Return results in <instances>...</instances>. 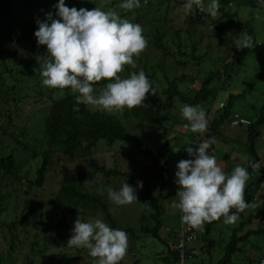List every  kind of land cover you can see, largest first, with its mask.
<instances>
[{
    "label": "rangeland",
    "instance_id": "1",
    "mask_svg": "<svg viewBox=\"0 0 264 264\" xmlns=\"http://www.w3.org/2000/svg\"><path fill=\"white\" fill-rule=\"evenodd\" d=\"M91 1L76 0L77 3H75L71 0V3L79 10L84 8L85 4H90ZM102 1L104 0H97L99 7ZM228 1L230 2L229 5L226 4V1L220 3L219 0L220 7L217 15L212 17L207 8L211 0H204L205 19H202L196 13L194 6L191 14H185L184 4L187 0H174V4H176L175 12L181 11V20L184 21L181 23L177 20L174 25L181 26L186 31L189 29L190 33V39L186 42V33L183 30L181 33L183 36L182 42L190 44L191 39L199 40L198 50L193 58L188 57V54L179 58L181 61L188 60L189 65L187 67H182V65L176 66L173 63L174 58L169 56L166 61H159L161 66L159 65V68L157 67L156 69L157 82L154 83L153 80L149 81L155 92H157L160 87L166 85L165 80L162 78L164 71L168 73L171 80L181 73H187L189 76L197 78L196 81H193L191 87L199 86V80L205 77L208 72H215L223 68L224 63L228 60L227 55L231 53L232 47L235 46L236 39L240 37L241 32H247L253 36L255 47L253 49H243L244 51L241 53L240 58L233 64L225 67L226 74L223 80L219 77H214L210 81L209 86L215 88V96H209V101L196 105H200L206 109V107L211 106L210 104L217 105L219 102L227 104L229 97L232 96L230 109L253 118L258 113L264 98V8L258 7V0ZM42 3L46 10L51 9V0H43ZM222 12H229L231 17H221L220 14ZM12 17L13 15H11V19L9 20H1V23L9 24ZM124 19H128L133 23L131 16H127ZM221 25L224 28L218 29ZM149 26L150 24L143 26L145 34L146 31H149ZM232 34L236 36L233 37ZM220 36L225 38L224 41L219 42ZM16 49L26 60H38L39 55L32 45L24 42L23 44H19ZM186 53H188V49ZM143 54L147 55L146 66H148L146 72H148L150 71L149 67L151 64H156L154 60L160 59L161 53L158 51L154 52L153 48L149 50L147 47L143 51ZM9 65L12 68L15 67L12 60L9 61ZM18 72L21 83L29 87V90L27 89L26 92L30 93L31 88L39 87L38 79L42 82L43 78H41L40 74L39 78L37 77L38 72H36L35 67H21L18 69ZM128 77L121 75V78ZM176 81L178 82V80ZM109 82H106L104 85ZM188 84V77L179 82L182 90ZM22 89L24 91V88ZM174 102L175 106L169 110L168 122L165 124V137L158 134L160 130H157L156 125L133 116L124 115V109L110 112L117 116L129 133L137 135L142 140L143 145H147L153 152L162 149L167 140V148L169 149V154L165 160L167 180L164 186H162V192L166 195L161 199L164 214L161 217L162 225L161 229H159V234L163 239L168 241L173 240L172 231L177 230L179 225L178 209L172 207L174 201L179 202V197L176 195L179 187L175 183V172L178 170L176 166L179 161L192 158L185 151V147L198 146L205 139V134L209 132L207 129L204 133H193L188 128H185V125L189 124V122L182 117L181 107L186 103L177 100H174ZM0 105L2 106L1 103ZM89 107L95 109L91 105ZM213 112L214 115L218 113L216 111ZM247 128V126H230L228 118H226L219 127V133L213 137L215 142L209 155L215 156L219 166L228 175L238 165L245 168L247 166L249 158ZM259 129L260 134L254 139V149L260 157L259 161L261 164H264V123L261 124ZM9 132H12V130L7 126L5 117L0 116V139L9 143L14 142ZM27 159L28 157L22 158V170L24 172L29 170L30 176H33L34 166L37 165V162L36 160L29 161ZM93 159L108 169L117 168L120 171L129 172L144 182L154 181L148 175L149 173L146 168V165L149 163L148 156L145 157L141 153H137L131 142L117 140L112 145H107L103 140H99L93 152ZM79 164H82L80 160L71 161L64 157L54 159L50 163L42 186L35 187L30 192H24L27 189V186L24 184L18 186V190L9 189L11 194L6 199L7 210L5 208L0 212V223H2L0 224V264H96L98 258L91 257L89 249L69 247L67 245L78 216L83 222H94L96 219H100L111 228L124 230L128 234L127 254L119 264H177L171 255L165 259L168 256V248L165 242L144 233L140 229L141 222L139 219L142 209H148L143 204L145 202L144 199L139 195L143 191V187L142 189L137 188L136 195L138 196V201L125 205L115 204L109 199L106 190L101 191V186L104 189L112 187L118 191L124 182L136 188L137 183L127 176L110 175L109 177H105L101 173H97L83 187L82 191L90 194H105L104 202L110 210L109 218H107L103 209L100 208V205L95 207L93 202L90 204L89 202L84 203L83 201H76V198L74 205L73 203L68 205V202L66 204L67 214L65 216V223L60 228L56 226L60 219V214L57 212V208L52 200L59 189L62 170L69 177L75 178L77 175V165ZM252 180L253 176L250 175V179L246 185ZM156 184L159 185V183ZM261 184V188L264 190V180ZM154 192H156L155 189ZM260 192L262 191H258L257 194ZM249 203H252V201ZM250 215H254V209H246L244 213L240 214V218L235 224H225L223 222L224 217L212 222L208 235L204 238L200 236L196 239L198 245H202V247H194L193 250H190L191 257L187 259V264L217 263L225 254V251H227L230 240H233L235 248L230 253L228 257L229 261L226 264H258V257L264 254V233L249 232L245 238H237L248 230L257 229L260 226L264 227V225L260 224L259 217L252 216L249 221H246ZM262 218L264 220V215ZM16 219L42 220L44 222V225L36 236L39 252L33 251L30 253L28 251L29 242L35 238V227L32 226V222L25 232L24 225L21 223H16L14 224L15 226L11 225L10 228L5 225L11 223V221H16ZM13 226L17 231L12 228ZM9 229L15 232L12 234ZM234 231H236L234 237L237 238L235 240L232 235ZM12 235H17V237H14L13 240L14 248L10 249ZM195 241H193L194 245ZM191 243L188 244V248Z\"/></svg>",
    "mask_w": 264,
    "mask_h": 264
},
{
    "label": "trees",
    "instance_id": "2",
    "mask_svg": "<svg viewBox=\"0 0 264 264\" xmlns=\"http://www.w3.org/2000/svg\"><path fill=\"white\" fill-rule=\"evenodd\" d=\"M73 1L77 3L76 0ZM224 1H226V4L229 3L228 0H220V3ZM42 2L43 0H36V2L35 0H0V103L2 104V106L0 105V116L5 117L7 126L13 132H9L10 137L14 141L9 143L0 139V212L6 208V199L11 194L10 188L18 190V186L24 184L27 186L24 192H30L31 189L42 186L52 160L63 157L71 161L80 160L82 164L77 165V175L75 178L69 177L62 170L60 186L52 200L57 208V212L60 214V219L56 226L60 228L65 223V216L67 214L66 204L68 202V205L70 203L74 205L76 198V201H83L84 203L89 202L90 204L93 202L95 207L100 205V208L103 209L107 218H109L110 210L104 202L105 194H90L82 191L83 187L97 173H101L105 177H109L110 175L127 176L136 183L137 181L143 182V191L139 195L145 202H150V206L147 207L148 209H142L140 215L141 231L165 242L168 248V256L165 259L171 255L176 261V254L173 248L175 241L165 240L159 234V229H161L162 225L161 217L164 214L161 199L166 195L162 192V186H164L167 180V172H165V160L169 154L167 140L162 149L153 152L147 145H143L142 140L137 135L129 133L114 113L98 108L91 109L89 105L84 104L78 105L79 111H74V107H77L75 97L78 93L73 92L70 88L45 87L38 79L39 87L31 88V92L29 93L26 92L27 89L29 90V87L21 83L18 69L25 66L35 67L36 72H38L37 77L39 78L41 72L39 63L47 56V46L38 45L37 38L34 35L35 31L38 30L37 20H45L46 14L49 12L53 14L54 19H60L56 16L57 9L55 7L59 3V0H51L52 7L47 10ZM123 2L124 0H104L100 3L99 7L97 0H92L90 4L84 5V9L92 10L95 7H99L102 10L115 9L123 19L131 16L133 23H139L142 27L150 24L149 31H146V34L144 31V35L148 40V48L149 50L153 48L154 52L158 51L161 54L160 59L154 60L156 64H151L149 67L150 71L148 72H146L148 66H146L147 55H144L142 52L138 57L134 56L133 59L137 67L132 68L130 65H125L124 71L121 72L120 76H130L132 72L138 73L140 70H143L149 80H153L155 83L157 82L156 69L157 67L159 68V65L161 66L159 61H166L168 56L174 58L173 63L176 66L182 65V67H187L189 65L187 59L181 61L179 58L184 57V55L187 56V54L189 55L188 57H195L199 40L191 39L190 44L186 43L190 39L189 29L186 31L185 28L183 29L181 26L174 25L177 20L181 23L184 22L181 20V11L177 8L179 12H175L176 4H174V0H147L146 3L145 0H140L141 7L130 11L118 7ZM170 4L172 5L170 6ZM65 5L70 9L76 8L71 3V0H65ZM159 11H161L160 14ZM11 15L13 17L9 24L1 23V20L11 19ZM220 16L231 17V14L229 12H222ZM220 28L224 27L221 25L218 29ZM183 30H185V37L187 38L185 43L182 42L183 36L181 33ZM232 36L235 37L236 35L232 34ZM224 39L220 36L219 42L224 41ZM24 42L36 49L39 55L38 60L28 61L21 56L16 48ZM187 49L188 53H186ZM231 50V53L227 55L228 60L224 63L223 68L215 72H208L205 77L199 80V86L196 87H191L193 81L197 80L195 76L181 73L171 80L168 73L164 71L162 78L165 80L166 85L160 87L155 92L156 95H152L151 93L147 95L144 103L148 107L124 108V115L133 116L156 125L157 130H160L158 134L165 137V124L168 122L169 110L175 106L174 100L188 105H196L209 101L210 97H214L215 88L209 86L210 81L214 77H219L223 80L226 74L225 67L238 60L244 51L243 49H237L235 46ZM10 60L15 64L14 68L10 67ZM187 77L189 78V84L185 88L182 87L184 89L182 90L179 82L187 79ZM106 82L108 81L102 80L94 86L97 95ZM22 88H24V91ZM231 98L232 96L229 97L227 104H224L223 108L209 122L207 127L209 132L205 134V139L213 138L219 133L220 125L232 111L230 109ZM209 109V106L206 107V113L209 112ZM248 118L251 120V123L247 126V150L249 151V158L246 168L250 172V175L253 176V180L246 185L245 200L246 202L252 201V203H255L257 201H264V190L261 188V183L264 180V164H261L259 161L260 157L254 149V139L259 136V128L264 123V98L256 116ZM99 140H103L107 145H112L117 140L131 142L137 153H141L145 157L148 156L149 163L146 165V168L149 173L148 175L154 181L144 182L129 172L120 171L117 168L108 169L96 162L93 159V152ZM212 148L213 144L209 148L208 154ZM23 157H28L27 160L29 161L36 160L37 165L34 166L33 176H30L29 170L26 172L22 170ZM249 161L261 165L258 173L252 172ZM156 183H159V185ZM154 189L156 192H154ZM258 191L262 192L257 194ZM254 196L257 197L256 201H253ZM263 215L264 204L255 208L254 215H250L246 221H249L252 216L259 217L261 220ZM31 222L32 226L35 227V238L29 242L28 251L30 253L33 251L39 252L36 236L44 225L42 220L16 219V221H11V223L5 225L10 228L11 225L21 223L24 225L25 232ZM211 223L205 224L203 232L197 230L198 237L204 238L208 235ZM261 225H264V223ZM14 226L12 228L16 230ZM9 231L12 234L15 232L10 229ZM235 232L232 233L233 237ZM249 232L264 233V227L260 226L257 229L248 230L237 238H245ZM14 237H17V235L11 236L10 242L12 243H10V249L14 248ZM237 238L234 237V240ZM234 248V242L230 240L227 251L215 264H226Z\"/></svg>",
    "mask_w": 264,
    "mask_h": 264
},
{
    "label": "clouds",
    "instance_id": "3",
    "mask_svg": "<svg viewBox=\"0 0 264 264\" xmlns=\"http://www.w3.org/2000/svg\"><path fill=\"white\" fill-rule=\"evenodd\" d=\"M194 5L203 12L202 0H187L184 4L186 15L191 14ZM55 7L56 16L60 19H54L51 12L47 13L45 20H37L38 30L34 33L38 45L47 46V56L39 63L42 85L71 88L78 93L74 111H79L80 104L107 112L148 107L144 103L147 95L156 93L145 72H132L128 78L119 75L125 65L136 68L133 57H138L148 47L143 27L121 18L115 9H70L65 0H59ZM118 7L130 11L141 7V4L140 0H124ZM219 7V0H211L208 4L212 17L217 15ZM258 7L264 8V0H258ZM235 47L253 49V36L241 32ZM102 80L112 82L102 87L97 95L94 86ZM181 115L189 122L185 128L191 132L207 131V113L200 105H183ZM214 142V138H209L202 140L198 146H186L185 151L192 158L179 161L175 172L179 202L174 201L172 207L182 212V223L201 232L206 223L221 217H224L225 224H235L246 209L264 204V201L246 202L245 188L250 172L238 165L230 175L226 174L215 156L208 154ZM249 164L252 172H259V163L249 161ZM142 187V181H137L136 188L124 182L118 191L112 187L104 189L103 186L101 191L106 190L115 204L125 205L138 201L137 188ZM143 204L150 206V202ZM128 243V234L124 230L113 229L100 219L83 222L79 216L67 241L69 247L89 249L90 256L98 258L96 264H119L127 254Z\"/></svg>",
    "mask_w": 264,
    "mask_h": 264
},
{
    "label": "built area",
    "instance_id": "4",
    "mask_svg": "<svg viewBox=\"0 0 264 264\" xmlns=\"http://www.w3.org/2000/svg\"><path fill=\"white\" fill-rule=\"evenodd\" d=\"M203 5H204V0H202ZM194 9L196 13L204 19V10L203 12L200 11L199 9H196L194 5ZM224 106L223 102H219L217 105L212 104L209 112L207 113V119L208 121H211L214 118V112L219 109H222ZM228 122L230 126H248L251 123V120L247 118L246 116H243L242 114L232 111L229 113L227 116ZM257 197H253V201H256ZM182 212L179 210L178 211V218H179V225L178 229L176 231V239L175 243L173 245V248L175 250L176 254V262L177 264H187V259L191 257V251L188 248V244L195 241L198 238V233L196 229L190 228V226L182 223L181 221V216ZM260 223H264L263 218L260 220ZM258 264H264V254L258 257Z\"/></svg>",
    "mask_w": 264,
    "mask_h": 264
},
{
    "label": "crops",
    "instance_id": "5",
    "mask_svg": "<svg viewBox=\"0 0 264 264\" xmlns=\"http://www.w3.org/2000/svg\"><path fill=\"white\" fill-rule=\"evenodd\" d=\"M206 118H207V116H206ZM208 120V119H207ZM226 120V119H225ZM209 122L210 121H208V124H209ZM178 211H179V209H178ZM176 231L177 230H173L172 232H173V241H175V239H176ZM194 247H196V248H201L202 247V245H198V243H197V240L195 241V245H194V242L193 243H191L190 245H189V249L190 250H193L194 249Z\"/></svg>",
    "mask_w": 264,
    "mask_h": 264
}]
</instances>
